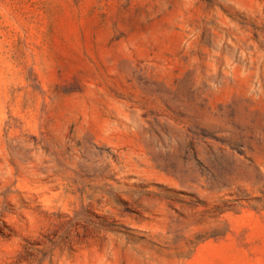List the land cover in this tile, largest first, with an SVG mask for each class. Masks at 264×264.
I'll list each match as a JSON object with an SVG mask.
<instances>
[{"label":"rangeland","instance_id":"374dc122","mask_svg":"<svg viewBox=\"0 0 264 264\" xmlns=\"http://www.w3.org/2000/svg\"><path fill=\"white\" fill-rule=\"evenodd\" d=\"M0 264H264V0H0Z\"/></svg>","mask_w":264,"mask_h":264}]
</instances>
